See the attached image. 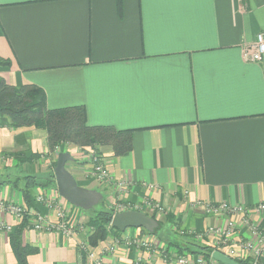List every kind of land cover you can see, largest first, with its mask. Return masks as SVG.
Returning <instances> with one entry per match:
<instances>
[{
	"label": "crops",
	"instance_id": "crops-1",
	"mask_svg": "<svg viewBox=\"0 0 264 264\" xmlns=\"http://www.w3.org/2000/svg\"><path fill=\"white\" fill-rule=\"evenodd\" d=\"M261 32L264 0H0V58L9 62L0 78L39 87L50 109L84 107L90 125L133 130L128 155L116 156L112 146L97 151L114 178L108 185L88 176L89 152L62 145L74 158L67 168L78 184L100 192L113 213L119 202L142 205L145 198L170 209L157 221L171 223L176 236L159 237L160 222L154 233L110 229L94 246L106 262L142 257L160 264L156 254L126 246L124 239L137 233L179 253L190 254L192 243L212 251L219 237L206 231L226 221L206 215L204 204L264 202V69L243 57ZM57 158L45 130L16 128L0 117V199L27 210L17 218L0 209V221L11 228L0 232V264H18L11 235L20 227L24 245L36 249L27 264H84L76 238L33 228L36 214L56 221L35 201L49 193L72 221L90 218L48 180ZM29 175L47 186L30 187L27 202ZM119 181L131 184L119 192ZM258 220L264 232V215ZM89 230L78 238L89 239ZM248 238L239 225L236 240Z\"/></svg>",
	"mask_w": 264,
	"mask_h": 264
},
{
	"label": "built area",
	"instance_id": "built-area-1",
	"mask_svg": "<svg viewBox=\"0 0 264 264\" xmlns=\"http://www.w3.org/2000/svg\"><path fill=\"white\" fill-rule=\"evenodd\" d=\"M244 60L250 63L261 64L264 69V32L256 36L255 42L243 48ZM62 146H58L53 153L58 156L62 152ZM88 160L90 168L88 176L100 184H111L113 176L107 167L104 159L97 151H89ZM119 192H124L130 186L129 181L115 182ZM153 187L151 186V189ZM57 194H59L57 190ZM60 195V194H59ZM36 203L43 204L49 210L53 211L56 217L55 222H50L39 214L34 215L33 228L36 231L60 232L68 238H76L77 249L82 256L84 264H118L106 262L104 258L96 253L95 247L91 245L89 239L79 237L80 233H85L86 230L81 222H74L70 218L69 211L65 206L58 202V197L53 193L46 195H38ZM199 205L201 203H198ZM202 208L205 214L216 218H222L226 221L224 227H211L206 233L216 234L218 242L213 246L209 257L204 255H191L188 253H179L170 250L168 246L162 244L148 232L143 238H140L139 233L135 236L126 237L125 244L128 248L136 247L144 249L149 253H154L159 257L160 264H222L214 259L213 254L220 252L234 261L246 262L247 264H264V232L261 228L258 217L264 215V202L253 207L245 205L229 204V203H208ZM0 209L8 214L15 215L17 218H22L26 214V208L23 205H17L13 202H4L0 199ZM139 211L147 215L157 217L168 215L170 209L158 204L150 198H145L142 205L130 202H119L115 204V212ZM239 225L245 227L249 231V238L240 241L236 240V233ZM11 231L9 225L0 221V232ZM191 234V233H190ZM200 241H203L202 234H193ZM119 244V243H117ZM109 254H116L117 248L111 246L107 249ZM241 252V253H240ZM132 264H151L149 261L138 257Z\"/></svg>",
	"mask_w": 264,
	"mask_h": 264
},
{
	"label": "trees",
	"instance_id": "trees-1",
	"mask_svg": "<svg viewBox=\"0 0 264 264\" xmlns=\"http://www.w3.org/2000/svg\"><path fill=\"white\" fill-rule=\"evenodd\" d=\"M8 64V61L0 58V66ZM0 117H7L10 124L16 128L33 127L45 130L50 153H54L58 146L64 144L76 146L85 154L89 151H99L100 147L112 146L116 156H124L133 149V130H118L113 126L90 125L86 110L82 106L50 109L47 106L44 91L35 85L16 87L0 78ZM55 166L56 161L54 168ZM42 179L34 175L24 177L26 186L22 191L27 202L31 200L30 187L47 186V183L44 184ZM49 179L51 182H55L54 172L49 176ZM94 209L90 211H94L95 215L88 220V225L92 229L89 240L92 246H97L100 241L107 238L109 230H115V228L111 226L112 211L101 209L96 212ZM28 218L25 217V219ZM22 233L21 227L12 233V248L18 264H27L28 255L35 253L36 249L24 245ZM192 244L194 248H190V254L210 256L209 247L200 243ZM181 253L186 252L182 251ZM236 262L237 264H247L246 262Z\"/></svg>",
	"mask_w": 264,
	"mask_h": 264
},
{
	"label": "water",
	"instance_id": "water-1",
	"mask_svg": "<svg viewBox=\"0 0 264 264\" xmlns=\"http://www.w3.org/2000/svg\"><path fill=\"white\" fill-rule=\"evenodd\" d=\"M73 160L70 153H59L54 168L57 190L60 196L72 206L86 211L91 210L103 200V195L96 190L78 184L74 175L67 168L68 163ZM111 226L120 232H124L128 228H143L154 233L159 227V222L144 212L125 211L116 213L112 217ZM213 257L222 264H237L220 252H215Z\"/></svg>",
	"mask_w": 264,
	"mask_h": 264
},
{
	"label": "rangeland",
	"instance_id": "rangeland-1",
	"mask_svg": "<svg viewBox=\"0 0 264 264\" xmlns=\"http://www.w3.org/2000/svg\"><path fill=\"white\" fill-rule=\"evenodd\" d=\"M36 199V198H35ZM36 201V200H35ZM104 202H100L96 207H95V211L97 212V211H99V210H101V209H104ZM69 205H71V204H69ZM72 206V205H71ZM74 207V206H73ZM74 208H76V210H80V212H81V214H84V213H89V216L91 217V216H93V215H95V212L94 211H90V210H82V209H80V208H77V207H74ZM114 214V213H113ZM34 221V220H33ZM82 224H83V226H84V228H85V230H86V232H89L90 230L89 229H91V227L88 225V223H86V222H82ZM161 227H160V229L158 230V232H157V235L159 236V237H162V238H164V239H169V238H171V237H173V236H176L175 234H174V232H173V229H172V225H171V223H167L166 221H164V220H162L161 221ZM90 227V228H89ZM178 235V234H177ZM179 236V235H178ZM90 237V236H89ZM88 239V238H87ZM90 241V240H89ZM91 243V242H90Z\"/></svg>",
	"mask_w": 264,
	"mask_h": 264
}]
</instances>
